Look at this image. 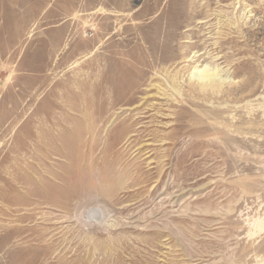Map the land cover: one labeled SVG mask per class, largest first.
I'll list each match as a JSON object with an SVG mask.
<instances>
[{"label":"rangeland","instance_id":"1","mask_svg":"<svg viewBox=\"0 0 264 264\" xmlns=\"http://www.w3.org/2000/svg\"><path fill=\"white\" fill-rule=\"evenodd\" d=\"M0 264H264V0H0Z\"/></svg>","mask_w":264,"mask_h":264},{"label":"bare ground","instance_id":"2","mask_svg":"<svg viewBox=\"0 0 264 264\" xmlns=\"http://www.w3.org/2000/svg\"><path fill=\"white\" fill-rule=\"evenodd\" d=\"M138 25V24H137ZM143 25V24H141ZM140 28V27H139ZM144 28V27H143ZM137 45V44H136ZM135 47V46H134ZM139 49V48H138ZM107 61V57L104 59ZM131 63V62H129ZM136 63V62H135ZM133 64V63H132ZM134 66V65H133ZM205 67V66H204ZM203 69H196L194 72L191 73L190 79L194 82L199 83L203 86H209V87H215V85L221 84V82H224L227 78L224 75H221L220 72H218L216 69H209L208 67H205ZM126 70V68H125ZM129 70V69H128ZM144 70V69H143ZM142 70V71H143ZM141 73V72H139ZM139 77L140 74H139ZM224 77V78H223ZM138 78V77H137ZM135 79V78H134ZM138 83V82H137ZM132 85V84H131ZM172 89V88H171ZM86 99V98H85ZM196 126V125H195ZM100 213V212H99Z\"/></svg>","mask_w":264,"mask_h":264}]
</instances>
